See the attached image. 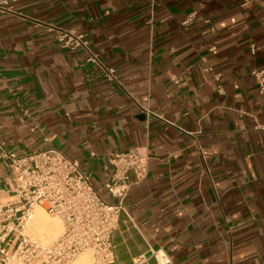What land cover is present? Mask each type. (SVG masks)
Returning <instances> with one entry per match:
<instances>
[{
  "label": "crops",
  "instance_id": "crops-1",
  "mask_svg": "<svg viewBox=\"0 0 264 264\" xmlns=\"http://www.w3.org/2000/svg\"><path fill=\"white\" fill-rule=\"evenodd\" d=\"M65 31L90 51L64 47ZM256 71L264 0H0V204L14 199L5 151L58 148L102 187L110 156L137 149L149 173L114 264H159L157 250L166 264H264Z\"/></svg>",
  "mask_w": 264,
  "mask_h": 264
},
{
  "label": "built area",
  "instance_id": "built-area-1",
  "mask_svg": "<svg viewBox=\"0 0 264 264\" xmlns=\"http://www.w3.org/2000/svg\"><path fill=\"white\" fill-rule=\"evenodd\" d=\"M58 39L66 48L84 47L90 51L83 34L65 31ZM251 50L255 53V44ZM90 53L88 61L100 63ZM102 67L110 81H117L114 68ZM254 75L264 93V71ZM3 157L13 171L14 199L0 204V264L12 260L20 264H71L89 250L93 264H114L113 234L121 214L127 213L131 187L149 173L145 155L137 149L114 153L109 158V178L102 187L94 185L90 171L55 147L23 154L5 151ZM105 191L114 202L104 197ZM36 207L63 222L61 234L50 243L26 232ZM161 252L153 251V255L159 264H166L165 253L160 256Z\"/></svg>",
  "mask_w": 264,
  "mask_h": 264
},
{
  "label": "bare ground",
  "instance_id": "bare-ground-1",
  "mask_svg": "<svg viewBox=\"0 0 264 264\" xmlns=\"http://www.w3.org/2000/svg\"><path fill=\"white\" fill-rule=\"evenodd\" d=\"M38 209V208H37ZM35 209L31 220L28 223V229L33 234H35V237H38L41 241L45 243H50L54 239H56L63 230V224L62 221L59 218H53L50 215H48V212L46 213L43 210ZM27 229V232H28ZM163 252L160 253V256H162ZM160 260L163 261V258L160 257ZM71 264H89V254L86 252L82 253L74 262Z\"/></svg>",
  "mask_w": 264,
  "mask_h": 264
},
{
  "label": "rangeland",
  "instance_id": "rangeland-1",
  "mask_svg": "<svg viewBox=\"0 0 264 264\" xmlns=\"http://www.w3.org/2000/svg\"><path fill=\"white\" fill-rule=\"evenodd\" d=\"M38 208V209H37ZM35 209H37V210H39V209H41L40 207H36ZM41 210H43V209H41ZM45 211V210H44ZM46 212V211H45ZM47 213V212H46ZM48 215H50L51 217H55V218H59L58 216H54V215H52V214H49L48 213ZM60 219V218H59ZM61 220V219H60ZM62 221V220H61ZM62 224H63V222H62ZM27 229H28V227H27ZM27 232V231H26ZM28 234H31V235H33V236H36L35 234H33L31 231H29V229H28V232H27ZM36 238H38V237H36ZM39 239V238H38ZM87 253L89 254V264H93V256H92V251H87ZM4 264H20L19 262H17L16 260H12V261H9L8 263H4Z\"/></svg>",
  "mask_w": 264,
  "mask_h": 264
}]
</instances>
